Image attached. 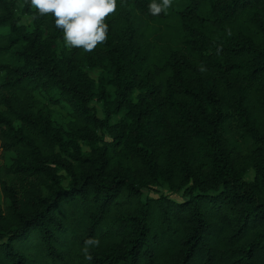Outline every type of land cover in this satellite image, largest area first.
<instances>
[{
    "label": "trees",
    "instance_id": "1",
    "mask_svg": "<svg viewBox=\"0 0 264 264\" xmlns=\"http://www.w3.org/2000/svg\"><path fill=\"white\" fill-rule=\"evenodd\" d=\"M151 2L85 52L0 0V264H264V0Z\"/></svg>",
    "mask_w": 264,
    "mask_h": 264
},
{
    "label": "clouds",
    "instance_id": "2",
    "mask_svg": "<svg viewBox=\"0 0 264 264\" xmlns=\"http://www.w3.org/2000/svg\"><path fill=\"white\" fill-rule=\"evenodd\" d=\"M39 15L51 14L55 27L62 30L66 46L92 52L108 38L109 26L105 19L115 13L117 0H29ZM173 0H152L148 6L157 16L171 7ZM99 241L88 240L82 251L87 261L93 257L89 247Z\"/></svg>",
    "mask_w": 264,
    "mask_h": 264
},
{
    "label": "rangeland",
    "instance_id": "3",
    "mask_svg": "<svg viewBox=\"0 0 264 264\" xmlns=\"http://www.w3.org/2000/svg\"><path fill=\"white\" fill-rule=\"evenodd\" d=\"M21 22L24 26L29 27V23L30 20L27 16H23L21 17ZM86 72L88 73L89 77L93 80H97L99 75H100V71L99 70H94L91 71L89 69H86ZM91 107H93L96 111V114L98 115V117L102 118V108H101V104L100 103H96L93 102L91 104ZM52 111H54V114L56 116H61V117H65L67 112L63 107L60 106H55L52 108ZM121 117H115L112 121V123L117 122ZM85 151H87V148L84 149ZM12 159H13V155L9 154V153H3L0 150V183L2 180H4L7 177V173L8 170L12 164ZM245 180L247 182H251L253 180V173L250 171L247 176L245 177ZM159 194L161 195H165L168 196L174 200H178V196L177 195H172L168 189L165 186H161L158 190H153L152 192L149 193V196L152 198L158 197ZM7 202L6 200L3 198L2 193H1V189H0V208L3 209L6 206Z\"/></svg>",
    "mask_w": 264,
    "mask_h": 264
}]
</instances>
